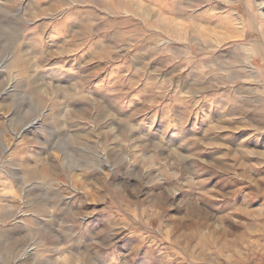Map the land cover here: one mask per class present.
<instances>
[{"label": "rangeland", "instance_id": "rangeland-1", "mask_svg": "<svg viewBox=\"0 0 264 264\" xmlns=\"http://www.w3.org/2000/svg\"><path fill=\"white\" fill-rule=\"evenodd\" d=\"M0 264H264V0H0Z\"/></svg>", "mask_w": 264, "mask_h": 264}]
</instances>
